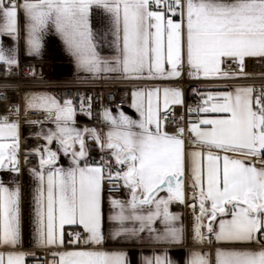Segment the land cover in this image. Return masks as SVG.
I'll list each match as a JSON object with an SVG mask.
<instances>
[{"label": "snow or ice", "instance_id": "6c2138e0", "mask_svg": "<svg viewBox=\"0 0 264 264\" xmlns=\"http://www.w3.org/2000/svg\"><path fill=\"white\" fill-rule=\"evenodd\" d=\"M52 32L77 73L92 80L172 79L185 68L193 78L264 80V72L245 71L249 59L264 64V0H0V64L7 74L19 67L22 44L28 55L39 56ZM4 37L13 45L6 47ZM105 46L110 54L102 52ZM229 62L239 71H223ZM133 97L140 118L105 105L99 113L105 131L77 126L78 111L93 117L91 96L25 95L23 115L40 112L54 127L42 125L36 135L45 143L25 153V160L38 156L29 168L30 241L21 184L0 178V264H26L28 257L35 264H130L127 251L105 247L113 242L158 246L161 252L145 256L144 264H177L168 247L189 239L184 264H264V84L208 92L188 108L206 115L174 132L162 122L170 106L184 104L181 88L138 89ZM13 107L0 117V170L18 177L22 113ZM88 139L106 154L99 161L90 158ZM61 152L70 158L67 167L59 163ZM186 179L192 193L187 204ZM106 181L125 188L128 197L111 191L106 197ZM174 203L191 208L190 232ZM65 225L82 231L66 241ZM26 243L52 259L41 261L24 250Z\"/></svg>", "mask_w": 264, "mask_h": 264}, {"label": "built area", "instance_id": "2783aa9c", "mask_svg": "<svg viewBox=\"0 0 264 264\" xmlns=\"http://www.w3.org/2000/svg\"><path fill=\"white\" fill-rule=\"evenodd\" d=\"M33 69L35 75H33ZM223 71L226 72H238L235 63L229 62L223 65ZM246 72L260 73L264 72V64L258 61L254 62L252 59L246 61ZM157 82L146 81V80H58L53 79L48 73L47 63L34 61V62H20L18 68H13L11 74H7L6 66L0 65V117L4 115H10L14 109V105L22 107V97L25 93L37 90H47L53 92L58 98L64 96L73 97L78 101L81 95L91 96L90 101L93 104V117H88L85 114L78 111L77 117H83L88 120L92 127H104L99 113L105 105L112 108H123L129 104L130 98L128 94L129 88L133 86H145L152 85ZM255 84L259 87L264 84V80L259 78L246 79V78H193L188 75L187 68L184 69L182 76L176 80L167 82V85L179 87L183 90L184 104L176 105L171 108L168 113L167 121L162 122L165 130L174 132L178 126H183L186 129L189 127L190 116L196 113H190L189 107L195 108L201 104V90L204 89H217L231 86H240ZM193 90L192 95L188 96V91ZM21 123L23 121H47L45 116L40 112H29L27 115H23L21 111ZM198 115V114H197ZM183 116V121L180 117ZM186 141L192 139L190 132H185ZM90 152L89 156L91 159L99 161L102 155L100 149L90 139ZM41 146L40 139L35 138L28 142L21 144V155L23 152L30 151L36 147ZM38 164V159L35 154H29L27 160L25 157L21 162V169L30 168ZM118 184L119 182H113ZM123 194L125 188L112 187L109 182H105V194ZM191 203L190 201H186ZM186 206V205H185ZM187 210L192 213L190 207ZM74 231H82L81 229H73L68 233L71 234ZM41 261L47 257L51 260L52 257L48 254L47 250H33ZM28 264H35L33 258L29 257Z\"/></svg>", "mask_w": 264, "mask_h": 264}, {"label": "crops", "instance_id": "0c3cea01", "mask_svg": "<svg viewBox=\"0 0 264 264\" xmlns=\"http://www.w3.org/2000/svg\"><path fill=\"white\" fill-rule=\"evenodd\" d=\"M4 44L6 47H10L13 45V41H11L10 38L4 37L3 38ZM110 49H108L106 46L102 48V52L104 54H110ZM19 60L20 62H34V61H40V62H45L47 63V68H48V73L53 79H58V80H92L87 78V74L85 73H77L75 64L72 62V58L68 55L66 52L63 42L60 40V38L54 33H50L45 37V46L42 51V53L39 56L35 55H28L26 48L21 45V50H20V55H19ZM2 65V64H0ZM180 78V77H179ZM205 78V77H202ZM209 78H221V77H207ZM178 78H156V79H151V78H143V79H113V80H146V81H153L157 82L152 85H145V86H133L129 88L128 94H129V104L126 105L123 108H112V111L114 114H117L120 110H123L127 115L131 116L133 119H139V113L136 111L134 107H132L133 104V92L138 90V89H148L151 90L153 88H160L161 90L164 87H174V86H169L167 85V82L176 80ZM236 86H229L225 88H217V89H204L201 90V95H206L208 92H219V91H232L234 90ZM32 92H49L54 94L51 91L47 90H37V91H30L27 92L23 95L22 97V107L21 111L23 112L24 110V105H25V95L28 93ZM193 90L188 91V96L192 95ZM55 95V94H54ZM162 95V91H161ZM185 96V95H184ZM176 106V105H173ZM173 106H170L171 108ZM14 112V109L12 110V113ZM200 116L206 115L203 113L198 114ZM197 114L191 115L190 119L191 120H196L198 118ZM207 115H221V114H207ZM11 118H15L12 116ZM76 123L78 127H92L88 120L83 117H76ZM43 125L44 130H46L49 127H54L49 121L45 122H40L37 124H32L29 123L28 121H23L20 125V139H21V144L28 142L32 139L38 138L40 139L41 146L45 143L42 137L37 136L36 134L41 131V126ZM104 130L106 131V127L104 126ZM192 135V134H191ZM88 139V144H89ZM52 147L55 149L57 146L55 143L52 145ZM192 145L189 143H186V149H191ZM30 151L23 152L20 161L22 162L25 153H29ZM35 154V153H31ZM36 155V154H35ZM37 156V155H36ZM38 159V156H37ZM59 163L65 167L69 166L70 164V158L68 156L63 155L61 152L60 156V161ZM205 166H206V161H205ZM187 176V172H186ZM0 178L4 179L6 183H9V186L11 185V181L14 179H18L21 188H22V194H23V213H24V222H25V231H26V239L31 240V234L33 231V223H32V191H33V180L29 172V168H23L21 169L20 175L17 177L15 173H12L11 171L8 170H0ZM191 181L190 179L185 180V190H186V195H187V200H191ZM107 197V194H105ZM114 196H117L118 198L121 199H126L128 197V192L125 189V193L123 194H112ZM160 195H164V193H160ZM172 210L178 213H181L184 219V223L186 228L191 230V227L193 225V214H191L187 210V206L181 205V204H176L174 203L172 205ZM105 212L107 214L108 212V204H107V199L105 201ZM105 228H108V224L106 222ZM73 229H81L82 226H77V225H65L64 226V231H65V240L67 241L68 239V233L70 230ZM67 246V245H66ZM105 247L109 250H124L127 251L128 253V259L130 264H144V257L148 256L151 257L155 253H160L161 248L158 246L150 245L147 243H141V242H120V243H108L105 245ZM192 247L191 240L189 239L186 241V243L182 246H169L168 247V254L171 257L172 260L176 261L177 264H184V261L187 258V249ZM24 250H41V249H34L31 248L28 243L25 244V249ZM29 257L26 258V264H28Z\"/></svg>", "mask_w": 264, "mask_h": 264}]
</instances>
